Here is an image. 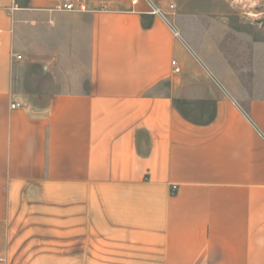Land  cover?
<instances>
[{
	"label": "crops",
	"instance_id": "1",
	"mask_svg": "<svg viewBox=\"0 0 264 264\" xmlns=\"http://www.w3.org/2000/svg\"><path fill=\"white\" fill-rule=\"evenodd\" d=\"M169 2L0 0V264H264V89Z\"/></svg>",
	"mask_w": 264,
	"mask_h": 264
},
{
	"label": "rangeland",
	"instance_id": "2",
	"mask_svg": "<svg viewBox=\"0 0 264 264\" xmlns=\"http://www.w3.org/2000/svg\"><path fill=\"white\" fill-rule=\"evenodd\" d=\"M167 17L212 77L242 88L264 89V0H173ZM25 46L27 35H21ZM189 114L191 110L184 106ZM11 255L7 264H18Z\"/></svg>",
	"mask_w": 264,
	"mask_h": 264
},
{
	"label": "built area",
	"instance_id": "3",
	"mask_svg": "<svg viewBox=\"0 0 264 264\" xmlns=\"http://www.w3.org/2000/svg\"><path fill=\"white\" fill-rule=\"evenodd\" d=\"M61 8H63V9H72L73 8V5H72V3H62L61 4ZM173 8H174V4L172 2L167 3V10H168V12L169 11H172ZM80 9H83V7H80ZM151 13L152 14L159 15V16H161L163 18H165L167 16L166 13H164L159 7H157L155 5H151ZM16 58L17 59H20L21 56L20 55H16ZM172 65H173V70L175 72H177L179 69H178V67L175 64V61H172ZM10 106H11V108H14V107L20 106V104L17 103V102H14Z\"/></svg>",
	"mask_w": 264,
	"mask_h": 264
}]
</instances>
